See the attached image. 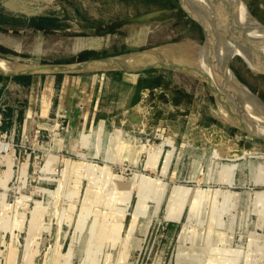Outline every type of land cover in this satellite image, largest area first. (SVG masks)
Returning a JSON list of instances; mask_svg holds the SVG:
<instances>
[{"label":"rangeland","instance_id":"obj_1","mask_svg":"<svg viewBox=\"0 0 264 264\" xmlns=\"http://www.w3.org/2000/svg\"><path fill=\"white\" fill-rule=\"evenodd\" d=\"M235 1L224 12L220 0H197L201 10L182 0H0V57L48 63L164 46L162 55L206 64L264 101L255 51L264 39L234 26L264 32V0ZM187 9L211 16L201 18L213 28L205 26L208 40ZM152 10L159 13L148 21L115 25ZM31 17L57 25L32 26ZM222 19L234 30L227 24L224 33ZM198 69L209 82L149 69L169 80L138 108L155 112L151 130L71 129L56 115L41 139L32 119L21 138L15 125L2 129L28 83L1 79L14 87L0 99V264H264V140L234 126L216 94L221 84ZM224 80L225 95L242 94ZM104 152L118 158L106 166Z\"/></svg>","mask_w":264,"mask_h":264},{"label":"crops","instance_id":"obj_2","mask_svg":"<svg viewBox=\"0 0 264 264\" xmlns=\"http://www.w3.org/2000/svg\"><path fill=\"white\" fill-rule=\"evenodd\" d=\"M168 83L165 70L35 74L26 86L22 85L27 93L22 100L24 105L19 107L10 102L7 106L11 118L2 129L10 131L15 125V135L21 138L31 130L28 127L32 119L33 137L37 133L41 139L51 131V120L59 115L68 122L71 129H84L96 123L102 128L119 124L130 130L142 124L151 130L154 128L155 112L138 108L144 105L150 94L162 90ZM14 85L19 87L21 84ZM1 87L3 98L7 89L14 86L0 82ZM20 124H23L22 128ZM40 147L43 148V145L40 144ZM112 157L114 160L118 158L116 153L104 152V165L110 166L113 163ZM53 161L56 159H49V163Z\"/></svg>","mask_w":264,"mask_h":264},{"label":"water","instance_id":"obj_3","mask_svg":"<svg viewBox=\"0 0 264 264\" xmlns=\"http://www.w3.org/2000/svg\"><path fill=\"white\" fill-rule=\"evenodd\" d=\"M227 5V3H226ZM228 6V5H227ZM248 11V10H247ZM249 12V11H248ZM159 13V10H152L136 15H131L118 19L115 25H123L127 23H141L150 20ZM250 14V13H249ZM251 15V14H250ZM252 16V15H251ZM253 17V16H252ZM258 22V21H257ZM259 23V22H258ZM203 28L204 25L201 22ZM260 24V23H259ZM262 25V24H261ZM264 26V25H262ZM205 31V28H204ZM205 35H207L205 31ZM256 42V43H255ZM259 46L260 42L254 41ZM164 46L154 47L150 49H142L139 51L123 52L110 56L90 57L79 60L57 61L48 63L23 62L14 59H6L0 57L3 66H0V75L16 76L26 74H49V73H70V72H89V71H127L140 72L148 69L165 68L175 69L183 72H190L208 81L209 74L199 72L198 65L192 66L174 57H166L162 55ZM259 49H255L256 53ZM261 52L259 51V54ZM260 58L264 61V55L260 54ZM197 70H196V69ZM264 71V68H259ZM211 78V76H209ZM220 78V77H219ZM214 79V77H212ZM221 79V78H220ZM217 79L222 85L215 86L216 94L220 96L221 103L228 116L236 123L234 126L245 131L252 137L264 140V132L256 131L254 128H264V101L252 92L244 91L242 94L237 92L224 94L226 88L223 80Z\"/></svg>","mask_w":264,"mask_h":264},{"label":"bare ground","instance_id":"obj_4","mask_svg":"<svg viewBox=\"0 0 264 264\" xmlns=\"http://www.w3.org/2000/svg\"><path fill=\"white\" fill-rule=\"evenodd\" d=\"M183 1V4H184V2L186 3V4H188L193 10H197V8H198V10H201V4L199 3V2H197V0H182ZM211 2V1H210ZM220 2L222 3V6H223V8L221 7V9H223V11L225 12V10L226 11H229L230 9H232V8H236V6L237 5H239V4H237V2L235 1V0H220ZM226 3H227V5H226ZM240 11L238 12V13H240V17L241 18H243V19H245V20H247V17H246V14L244 13V10H242L243 8L242 7H240ZM188 10V9H187ZM189 11V10H188ZM190 12V11H189ZM200 12V14H201V18H203L204 16H206L205 15V13H203V11H199ZM191 13V12H190ZM192 14V13H191ZM196 19H198L200 22H205V21H202L201 20V18L199 17V16H197V15H195V14H192ZM209 17H211V16H209ZM209 17H207V18H205L204 17V19H208ZM213 19V18H212ZM211 19V20H212ZM214 20V19H213ZM208 21L209 22H211L210 21V18L208 19ZM206 22H207V20H206ZM213 22V21H212ZM250 22V21H249ZM208 23V22H207ZM226 23V24H225ZM220 25H221V27H222V31L225 33L226 32V29H227V24L229 25V27L231 28V29H233V27H231L232 26V22H230V21H227V20H221L220 21V23H219ZM204 25V24H203ZM212 25H213V23H212ZM234 25V24H233ZM205 26H207V25H205ZM204 26V28H205V31H206V27ZM235 26V28L240 32V33H244V31L245 32H247L249 35H251V36H255V39L256 40H261V39H264V34H262V33H264V32H262V30L261 31H259V30H257L258 29V27H256V28H253V25H251V23H249L248 24V28L245 30V29H243V28H241V26H236V25H234ZM209 26H207V28H208ZM208 29H212L213 30V28H208ZM234 30V29H233ZM209 32V31H208ZM262 32V33H261ZM206 33H207V31H206ZM210 33V32H209ZM233 34H236V33H233ZM228 35V34H227ZM235 37H236V35H235ZM207 40H208V34H207ZM206 47H208V45L206 46ZM207 49V48H206ZM237 49H239L238 48V46H237ZM259 49V48H258ZM240 50H242V49H240ZM259 51L261 52V54L262 53H264V49H259ZM202 52V51H201ZM208 52H211L209 49H208ZM242 52V51H241ZM249 52L250 51H246L245 53L246 54H244V52H243V55H245V56H247V57H250L251 55H249ZM251 53V52H250ZM209 54V53H208ZM200 55H201V53H200ZM256 61V60H255ZM254 62V61H253ZM225 64H226V62H225ZM208 65H209V63H208ZM0 66H3V62L2 61H0ZM201 66V65H200ZM201 68H203V69H205L206 71H209L210 72V74L211 75H213V77H215L216 78V82H217V79H220L222 76H223V78H221V79H225V80H227L228 82L229 81H231L232 82V85L237 89V91H240L241 90V85H237V83L236 82H234L231 78H228L229 76H228V74H224L223 72H216L217 70H213L212 68L210 69V67L209 66H206V64H204V66H201ZM207 68V69H206ZM197 70V69H196ZM200 72V71H199ZM202 72V71H201ZM208 72V73H209ZM203 73V72H202ZM205 73H207V72H205ZM227 75V76H226ZM220 77V78H219ZM220 79V80H221ZM224 80V81H225ZM217 84H218V82H217ZM220 84V83H219ZM218 84V85H219ZM241 92V91H240ZM256 128V127H255ZM258 130H260L261 132H264V128H259Z\"/></svg>","mask_w":264,"mask_h":264},{"label":"trees","instance_id":"obj_5","mask_svg":"<svg viewBox=\"0 0 264 264\" xmlns=\"http://www.w3.org/2000/svg\"><path fill=\"white\" fill-rule=\"evenodd\" d=\"M14 22H18V20L14 19ZM29 24L36 27H49V26H55L56 21L54 18H45V17H31L29 18ZM7 76L0 75V80L4 79ZM33 75L26 74V75H16L12 76L11 79L16 80L18 82H26L29 83ZM2 97V91L0 89V99ZM232 130H234L232 128Z\"/></svg>","mask_w":264,"mask_h":264},{"label":"built area","instance_id":"obj_6","mask_svg":"<svg viewBox=\"0 0 264 264\" xmlns=\"http://www.w3.org/2000/svg\"><path fill=\"white\" fill-rule=\"evenodd\" d=\"M1 117H2V115L0 113V119H1ZM5 135H6V131L1 133V136L5 137ZM0 144L4 147V149H6L7 145L4 142L0 141Z\"/></svg>","mask_w":264,"mask_h":264}]
</instances>
